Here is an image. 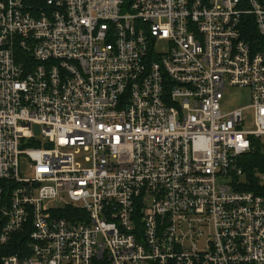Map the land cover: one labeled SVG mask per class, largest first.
Masks as SVG:
<instances>
[{
    "label": "built area",
    "instance_id": "obj_1",
    "mask_svg": "<svg viewBox=\"0 0 264 264\" xmlns=\"http://www.w3.org/2000/svg\"><path fill=\"white\" fill-rule=\"evenodd\" d=\"M263 138L264 0H0V264H264Z\"/></svg>",
    "mask_w": 264,
    "mask_h": 264
},
{
    "label": "rangeland",
    "instance_id": "obj_2",
    "mask_svg": "<svg viewBox=\"0 0 264 264\" xmlns=\"http://www.w3.org/2000/svg\"><path fill=\"white\" fill-rule=\"evenodd\" d=\"M221 102H222L221 108L224 114H229L233 112V110H242L244 116V125H243L244 130L248 131L255 129V116H254V111L251 108L252 102L250 97V91L248 88L247 89L240 87L228 88ZM42 130H43L42 126L37 124L33 125L32 127V132L34 134V137H36V140L38 142L46 143L44 140V136L42 134ZM261 142H262L261 144L264 145V138L261 140ZM89 156L90 154L82 149L78 154H76L77 163L81 164V166H83L84 168H89L91 164H88L85 161V159ZM21 163L23 166L24 174H27L29 167L28 162L22 160ZM262 176L264 175H261V178ZM245 181L246 179L242 178L240 183L246 185ZM260 185L264 187V181ZM46 206L59 207L60 202L48 201L46 202ZM201 247L203 248V244H201Z\"/></svg>",
    "mask_w": 264,
    "mask_h": 264
},
{
    "label": "trees",
    "instance_id": "obj_3",
    "mask_svg": "<svg viewBox=\"0 0 264 264\" xmlns=\"http://www.w3.org/2000/svg\"><path fill=\"white\" fill-rule=\"evenodd\" d=\"M244 167L246 168V173L248 174L249 179L253 182L250 186H247L246 191H253L256 194H262L264 193V187L263 190L258 188L259 183V176L264 175V152L261 148V146L258 145V148L253 151L245 160ZM247 177V178H248ZM16 247L19 246V242L16 241ZM16 247L10 249L6 246L0 245V259L2 256L6 254H13L16 251Z\"/></svg>",
    "mask_w": 264,
    "mask_h": 264
}]
</instances>
